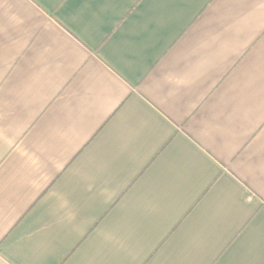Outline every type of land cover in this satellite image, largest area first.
<instances>
[{"label": "crops", "instance_id": "0c3cea01", "mask_svg": "<svg viewBox=\"0 0 264 264\" xmlns=\"http://www.w3.org/2000/svg\"><path fill=\"white\" fill-rule=\"evenodd\" d=\"M0 264H264V0H0Z\"/></svg>", "mask_w": 264, "mask_h": 264}]
</instances>
